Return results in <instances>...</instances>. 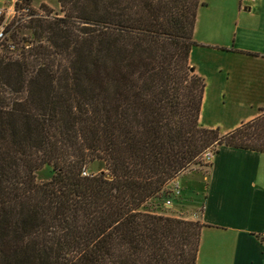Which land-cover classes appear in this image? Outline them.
Masks as SVG:
<instances>
[{
	"label": "trees",
	"instance_id": "1",
	"mask_svg": "<svg viewBox=\"0 0 264 264\" xmlns=\"http://www.w3.org/2000/svg\"><path fill=\"white\" fill-rule=\"evenodd\" d=\"M58 2L0 53V264H196L205 224L144 207L207 151L264 153V108L200 123L201 0Z\"/></svg>",
	"mask_w": 264,
	"mask_h": 264
},
{
	"label": "crops",
	"instance_id": "2",
	"mask_svg": "<svg viewBox=\"0 0 264 264\" xmlns=\"http://www.w3.org/2000/svg\"><path fill=\"white\" fill-rule=\"evenodd\" d=\"M201 1L193 37L198 44L190 52L195 72L207 77L202 63L193 59L198 53L205 61L218 63V72H226L229 85L235 75L258 91L249 94L245 118L223 132L227 133L264 108V0ZM202 110L199 121L206 126ZM199 190L194 194H203L201 211L189 209V217L183 216L205 224L196 264H264V153L221 145Z\"/></svg>",
	"mask_w": 264,
	"mask_h": 264
},
{
	"label": "rangeland",
	"instance_id": "3",
	"mask_svg": "<svg viewBox=\"0 0 264 264\" xmlns=\"http://www.w3.org/2000/svg\"><path fill=\"white\" fill-rule=\"evenodd\" d=\"M32 3L35 6H41L40 4L43 3L46 4L49 8L47 9V13L51 15L50 17H61L64 15L58 0H32ZM15 30L19 43L21 44L27 40L29 41V39L36 40L32 34L33 29L31 28H16ZM4 51V48L0 47V53ZM193 59L195 61H200L204 71L207 73V77L204 76L207 85H205L206 98L202 106L203 123L206 126L216 124L215 127H219L220 131L223 133L225 130L231 128L238 120L245 118L249 109L247 106L249 94L258 93V91L251 87L244 86L246 82L244 83L243 78H236L234 75L235 80H233L232 74V85H229L225 79L227 76L226 72H224V70L218 72V63H209L208 60L205 61L198 53L193 55ZM255 85L257 86L256 82ZM223 86L229 92L226 98H223ZM208 161L209 160L206 159L202 160V163L193 165L190 169L184 171L178 177L179 179L177 178L169 183L166 189V191H168L167 193L161 195V197L159 196L160 198H153L148 201L144 209L165 212L176 217H189V209L201 211L203 194L199 192L200 195L196 196L194 191L199 188L202 190V180H204L208 172ZM101 168L102 164L91 163L86 170L89 172H97ZM52 174V167L45 165L36 172V180L39 182L46 181ZM193 188H195V190H191Z\"/></svg>",
	"mask_w": 264,
	"mask_h": 264
},
{
	"label": "built area",
	"instance_id": "4",
	"mask_svg": "<svg viewBox=\"0 0 264 264\" xmlns=\"http://www.w3.org/2000/svg\"><path fill=\"white\" fill-rule=\"evenodd\" d=\"M46 15L45 9L41 6H35L32 0H0V47H6L10 52L17 50L20 43L15 42L11 37L16 31L15 29L25 28L33 18ZM213 155V152L207 151L204 158L211 161ZM83 174L87 175L88 171L84 170ZM261 240L264 242V230L261 233Z\"/></svg>",
	"mask_w": 264,
	"mask_h": 264
}]
</instances>
